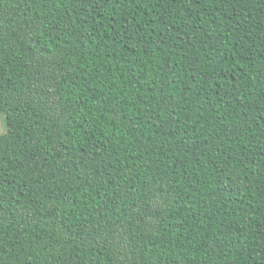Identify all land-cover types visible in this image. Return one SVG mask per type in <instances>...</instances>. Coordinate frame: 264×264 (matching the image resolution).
<instances>
[{
	"label": "trees",
	"instance_id": "1",
	"mask_svg": "<svg viewBox=\"0 0 264 264\" xmlns=\"http://www.w3.org/2000/svg\"><path fill=\"white\" fill-rule=\"evenodd\" d=\"M0 264H264V0H0Z\"/></svg>",
	"mask_w": 264,
	"mask_h": 264
},
{
	"label": "rangeland",
	"instance_id": "2",
	"mask_svg": "<svg viewBox=\"0 0 264 264\" xmlns=\"http://www.w3.org/2000/svg\"><path fill=\"white\" fill-rule=\"evenodd\" d=\"M7 131V121L6 114L4 112L0 113V134Z\"/></svg>",
	"mask_w": 264,
	"mask_h": 264
}]
</instances>
